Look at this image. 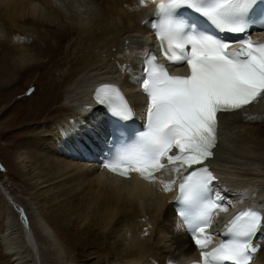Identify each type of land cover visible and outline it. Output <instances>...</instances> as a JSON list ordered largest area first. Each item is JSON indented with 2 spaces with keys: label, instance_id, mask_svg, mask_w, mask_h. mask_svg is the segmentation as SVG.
I'll return each instance as SVG.
<instances>
[{
  "label": "bare ground",
  "instance_id": "1",
  "mask_svg": "<svg viewBox=\"0 0 264 264\" xmlns=\"http://www.w3.org/2000/svg\"><path fill=\"white\" fill-rule=\"evenodd\" d=\"M152 1L0 0V92L16 90L43 55L50 61L62 56V45L70 39L58 60L59 77L48 81L35 106L24 111L34 118L57 114L24 130L27 143L18 146L25 148L15 154L12 167L23 172L25 204L9 195L0 200V264H184V258L196 255L170 203V179L177 170L164 172L159 181L121 179L73 155L90 117L99 114L90 100L97 84L116 82L136 112L142 105L133 79L136 51L151 41ZM21 108H13L5 124L18 123ZM219 117L215 155L207 164L227 195V211L221 210L214 222L220 228L236 206H264V99ZM99 126L92 139L101 137ZM45 201L56 211H69L74 229L92 232L85 253L69 249L57 224L44 218ZM253 264H264V248Z\"/></svg>",
  "mask_w": 264,
  "mask_h": 264
},
{
  "label": "snow or ice",
  "instance_id": "2",
  "mask_svg": "<svg viewBox=\"0 0 264 264\" xmlns=\"http://www.w3.org/2000/svg\"><path fill=\"white\" fill-rule=\"evenodd\" d=\"M257 4L258 0H164L157 6L155 15L160 22L152 26L158 30L163 54L174 65L186 63L189 74L169 75L148 54L150 63L140 81L148 98L146 131L134 143H122L105 164L118 175L129 177L135 172L145 180H155V173L168 166L177 171L192 169L179 186V200L185 206L180 215L191 227L203 264H251L264 248L262 206L236 214L226 225L230 238L211 252L203 250L211 243L206 229L211 227L212 215L227 207L212 199L215 177L211 171L194 167L214 155L218 114L264 99V45L242 39L237 41L239 50L230 52L231 42L212 34L203 21L218 30L244 33L249 13ZM96 99L113 117L126 120L134 114L115 87L97 90ZM105 135L123 133L114 127Z\"/></svg>",
  "mask_w": 264,
  "mask_h": 264
},
{
  "label": "rangeland",
  "instance_id": "3",
  "mask_svg": "<svg viewBox=\"0 0 264 264\" xmlns=\"http://www.w3.org/2000/svg\"><path fill=\"white\" fill-rule=\"evenodd\" d=\"M68 40L70 39H67L64 42V45H62L63 46L62 56L65 53L64 46L66 47ZM49 53L51 54L50 50ZM53 53L54 52L52 51V54ZM62 56L57 55L56 57H53L54 60L50 61L48 60L47 55H43L41 59V61L43 62H40L38 64V68L35 66L34 68L30 69L29 74L24 75V79L20 81L21 83L20 82L18 83L16 90L9 92H3V91L0 92V200L4 202L6 201V198L9 195L10 198L17 201L18 204L24 207L25 201L21 197V192H20L22 188H25V184L23 182V176H22L23 172L20 169H17L15 172L12 167V164L16 165L15 154L16 153L18 154V151L20 149L25 148L22 147L19 150H17L18 146L20 147L21 145H26L27 143L24 142V140L26 139L25 137H27L26 133H24V130H27L29 128H34L35 126L38 125V122H42V121L45 122L47 121L46 118L48 117L50 118L51 116H55L57 114L56 111H52L45 117L39 116L37 118H34L33 116H31L33 115L32 113L27 112L26 115L25 114L26 112L24 111H26L25 110L26 107H30L31 105L35 106L36 102L38 101L39 94H42L43 92L42 87L45 86V84L48 81H50L54 77L55 78L59 77L60 64L58 63L59 62L58 60ZM28 81H30L29 86L28 84L25 85V83H27ZM17 106L24 107V109L21 108L22 112L18 113L19 114L18 117L22 119L18 123L5 124V122H7L9 118L15 114L13 110ZM16 132L21 133L20 135L21 137L20 136L10 137L12 133H16ZM40 141L41 140H39V142ZM50 203L48 201L44 202V206L42 208L44 218L49 219L50 221L52 220L55 224H57L61 235L65 238L66 241H68L67 246L69 249L75 250L76 253H81V252L83 253L84 250L87 249L85 241L91 237L92 232L91 234H88L87 233L88 228L86 227H82L80 229H74L73 223H75V221L74 219L71 218L69 211H66V213H63L62 211H60V209L56 211L54 206L50 207ZM24 210L25 213H27V217H29L30 219L31 216L28 215L29 211L27 207ZM20 213L23 216L22 212ZM12 215L14 216V218H16L17 213L13 211ZM17 217H19V215H17ZM84 225L87 224L84 223ZM110 229L111 227H109V230ZM100 239L102 240L101 236L100 235L98 236L97 234V241L99 242Z\"/></svg>",
  "mask_w": 264,
  "mask_h": 264
}]
</instances>
